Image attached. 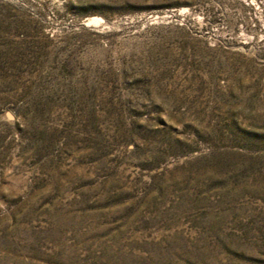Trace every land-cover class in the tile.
I'll return each mask as SVG.
<instances>
[{
    "label": "rangeland",
    "instance_id": "obj_1",
    "mask_svg": "<svg viewBox=\"0 0 264 264\" xmlns=\"http://www.w3.org/2000/svg\"><path fill=\"white\" fill-rule=\"evenodd\" d=\"M0 264H264V0H0Z\"/></svg>",
    "mask_w": 264,
    "mask_h": 264
}]
</instances>
